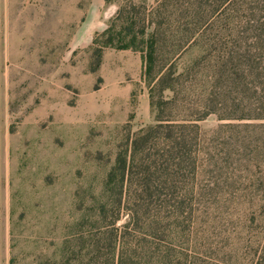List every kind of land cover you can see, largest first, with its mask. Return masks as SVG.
<instances>
[{
    "label": "rangeland",
    "instance_id": "374dc122",
    "mask_svg": "<svg viewBox=\"0 0 264 264\" xmlns=\"http://www.w3.org/2000/svg\"><path fill=\"white\" fill-rule=\"evenodd\" d=\"M157 1L0 0V264H110L102 233L113 214L103 220L99 212L117 200L104 193L107 174L159 117L193 119L199 129L187 133L185 159L162 132L138 152L127 184L137 239L175 238L184 251L192 244L205 264H256L264 245V120L204 117L205 106L217 109L224 99L213 86L220 51L210 48L209 58L206 48L179 51L177 39L166 42L174 88L154 98L141 52L106 48L92 70L94 40L119 9L134 3L148 13ZM218 86L233 111L242 94L231 82Z\"/></svg>",
    "mask_w": 264,
    "mask_h": 264
},
{
    "label": "trees",
    "instance_id": "16d2710c",
    "mask_svg": "<svg viewBox=\"0 0 264 264\" xmlns=\"http://www.w3.org/2000/svg\"><path fill=\"white\" fill-rule=\"evenodd\" d=\"M224 32L229 41L222 39ZM173 39H177L179 51L188 46L206 48L209 58L212 57L210 48L220 51L213 86L218 87L215 88L224 99L217 109L205 106L204 117L216 114L227 120H264V0H158L148 13L137 10L134 3L124 4L108 29L94 40L92 70L99 68L106 48L141 52L145 65L143 77L154 98L158 90L174 88L175 66L163 63L171 53L169 48L166 52L165 43H173ZM223 81L231 82L236 89L234 92L242 94L236 99L239 103L234 104L233 111L223 107L228 94L227 89L218 86ZM215 92L208 93L203 104L211 100ZM238 112L245 113L239 115ZM156 121V127L140 131L127 149L119 151L107 174L104 193L109 198L117 196L115 203H103L99 211L103 220L110 212L113 214L107 231L102 233L110 241L112 256L108 263L205 264L191 251L192 244L184 251L172 243L175 238L165 243L150 234L136 237L140 219L136 205L131 204L127 184L138 152L150 144L155 133L162 132L165 141L168 140L167 146L185 159L191 139L187 133L199 129L193 119L179 121L159 117ZM148 222L150 228L153 223ZM256 264H264V245Z\"/></svg>",
    "mask_w": 264,
    "mask_h": 264
}]
</instances>
